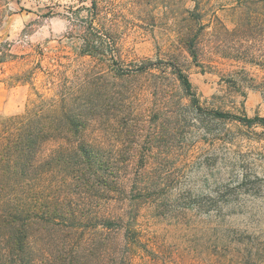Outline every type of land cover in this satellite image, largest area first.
Returning a JSON list of instances; mask_svg holds the SVG:
<instances>
[{"label":"rangeland","instance_id":"374dc122","mask_svg":"<svg viewBox=\"0 0 264 264\" xmlns=\"http://www.w3.org/2000/svg\"><path fill=\"white\" fill-rule=\"evenodd\" d=\"M0 97L53 125L30 264H264V125L213 115L264 118V0H0Z\"/></svg>","mask_w":264,"mask_h":264},{"label":"trees","instance_id":"16d2710c","mask_svg":"<svg viewBox=\"0 0 264 264\" xmlns=\"http://www.w3.org/2000/svg\"><path fill=\"white\" fill-rule=\"evenodd\" d=\"M85 46L88 48L86 53L94 48V44L90 42H86ZM190 50L193 53L192 46ZM153 65L151 62L144 63L138 66L136 71L146 72ZM173 73L186 90L191 91L192 84L188 77L177 68H173ZM193 99L196 101V98ZM213 115L220 119H233L247 124L259 122L264 125V118L259 117L251 119L218 111L214 112ZM70 125V128L77 129L80 123L74 121ZM81 127L84 126L81 124ZM48 128H53V125L45 127V124L36 121L30 112L20 116L0 117V226L4 222H9L18 230L16 238L11 237L8 242V254L15 258L18 264H30V261L27 258L28 244L25 226L21 228L22 226L18 224L21 221H17L19 218L15 221L13 219L16 215L27 218L34 213H49L45 208L37 210L31 203L32 201L41 203L47 196L48 186H46L45 181L49 174L45 172L44 163L39 161V157L43 145L50 141V137L46 136V129ZM79 142L85 141L81 139ZM70 156L83 159L81 162L87 165H92L95 161V155L89 151L84 143L74 153L71 152ZM54 159L52 158V160ZM50 164L51 169H55V166ZM54 187L55 184H52L53 189ZM144 191L147 192V189ZM111 223L112 221L108 220L103 225L108 227Z\"/></svg>","mask_w":264,"mask_h":264},{"label":"crops","instance_id":"0c3cea01","mask_svg":"<svg viewBox=\"0 0 264 264\" xmlns=\"http://www.w3.org/2000/svg\"><path fill=\"white\" fill-rule=\"evenodd\" d=\"M0 102H1V97H0Z\"/></svg>","mask_w":264,"mask_h":264}]
</instances>
